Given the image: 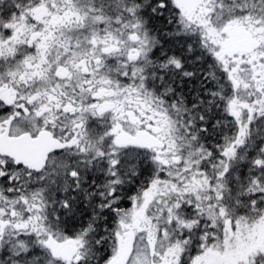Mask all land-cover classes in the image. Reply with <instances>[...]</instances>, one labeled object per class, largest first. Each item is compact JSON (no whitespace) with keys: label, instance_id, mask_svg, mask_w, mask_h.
<instances>
[{"label":"snow or ice","instance_id":"1","mask_svg":"<svg viewBox=\"0 0 264 264\" xmlns=\"http://www.w3.org/2000/svg\"><path fill=\"white\" fill-rule=\"evenodd\" d=\"M0 264H264V0H0Z\"/></svg>","mask_w":264,"mask_h":264}]
</instances>
